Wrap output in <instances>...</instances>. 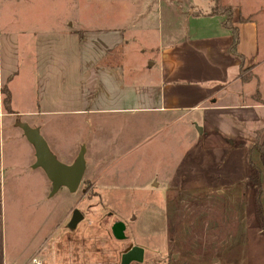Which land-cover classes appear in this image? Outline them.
I'll return each mask as SVG.
<instances>
[{"label": "crops", "instance_id": "1", "mask_svg": "<svg viewBox=\"0 0 264 264\" xmlns=\"http://www.w3.org/2000/svg\"><path fill=\"white\" fill-rule=\"evenodd\" d=\"M224 1L233 8L239 32L236 53L230 51L231 32L222 16L210 13L209 0H148L141 9L132 0H85L83 6L70 0L78 9L55 17L50 9L65 0H0V264H25L36 254L45 264H120L122 250L115 261L110 228L117 220L126 228L128 223L102 199L115 190L108 187V166L84 140L48 141L40 121L80 116L86 123L95 115L117 118L131 132L138 126L148 132L131 145L132 161L142 153L170 157L174 141L176 164L182 166L187 151L198 155V148L191 150L197 129L206 143L213 140L227 154L242 149L244 175L235 182L244 184L241 197L221 183L214 196L221 201L233 191L231 200L247 207L206 217L205 261L264 264V228L256 215L264 166L252 147L255 137L264 138V4ZM4 87L10 111L2 101ZM25 123L40 131L65 164L85 148V170L75 191L61 186L51 193L44 170L33 166L35 148L20 128ZM178 125L185 126L180 134ZM121 149L127 157L129 150ZM250 163L260 169V187L249 180ZM142 166L146 163L137 169ZM151 183L159 189L158 180ZM91 189L98 195L92 210H105L108 218L95 220L78 206ZM58 192L75 196L64 210L50 207ZM76 208L83 219L72 228ZM133 245L143 248L144 257L143 243Z\"/></svg>", "mask_w": 264, "mask_h": 264}, {"label": "rangeland", "instance_id": "2", "mask_svg": "<svg viewBox=\"0 0 264 264\" xmlns=\"http://www.w3.org/2000/svg\"><path fill=\"white\" fill-rule=\"evenodd\" d=\"M67 1L70 3L69 6ZM81 1L83 6L85 0ZM132 1L137 8L141 9L148 0ZM252 1L254 3V0ZM255 1H263L264 4V0ZM65 2L67 3L64 4ZM65 2L53 5L50 13H53L55 17L62 13H73V8L78 7V4L74 6L70 0H65ZM135 33L137 34V31ZM133 35L136 38L139 36L134 33ZM149 35L153 37L154 33L150 32ZM100 119L95 115L89 116L88 123L83 122L80 116L58 117L54 121L41 118L40 121L43 125L42 131L48 141L54 139L63 142L84 140L85 144L92 145L94 155L103 159L104 165L108 166L107 181L110 182L108 187L115 190L114 193L107 194L102 199H107L128 223L127 228L125 224V239L117 240L113 236L115 261L125 243L133 244L137 241L142 242L146 250L140 264H212L205 261L203 226L206 217H215L220 212L226 213L228 210H242L247 207V204L243 206V201L231 200L233 191L238 190L236 193L239 194L241 187L244 186L243 183L235 184L244 175L242 149L240 151L235 149L227 154L226 151L217 148L213 140L209 139L210 142L206 143L208 142L205 140L206 135H201L197 129V134L194 133V142H197V145L193 143L191 150L198 148V155L191 156V152L187 151L185 157L182 156V166L180 162L176 164L178 158L173 152L177 147V142L174 141L170 143V150H172L170 157V153L169 155L166 153L164 156L163 154L154 156L153 159L150 158L151 153H142L132 161L130 160L131 145L137 137L140 139L148 132L140 126L136 131L132 128L131 132L125 126L126 124H122L117 118L113 119L111 116H101ZM196 125L197 128L202 127L201 123L196 122ZM184 127L180 126L179 134L182 130L184 131ZM186 141L189 144L191 142L189 137ZM203 147L207 149L204 148L205 151L200 152V148ZM121 148L129 150L127 157L121 156ZM135 152L133 149L134 154ZM143 162L146 166L137 169ZM89 180V178L85 180L87 183L84 187L87 188L90 185ZM152 180L159 181V189L150 187ZM220 183L224 184L222 188L228 190L233 188V191L227 193L221 201L214 196ZM197 184L198 186L193 188ZM180 185L183 186L182 189L172 190ZM171 191L175 192L171 193ZM201 191L211 192L210 197H202ZM97 196V193L91 189L78 206L85 209V212L88 210L90 212L88 214L95 220L108 218L105 210L102 212L92 210ZM238 196L241 197L240 194ZM74 198L75 196L71 194L65 195L58 192L53 197L50 207L60 210L61 206L64 210ZM260 200L263 204L264 193Z\"/></svg>", "mask_w": 264, "mask_h": 264}, {"label": "water", "instance_id": "3", "mask_svg": "<svg viewBox=\"0 0 264 264\" xmlns=\"http://www.w3.org/2000/svg\"><path fill=\"white\" fill-rule=\"evenodd\" d=\"M27 140L35 148L34 167L42 168L51 181V193L57 192V189L64 186L68 191H75L83 178L85 170L84 151L81 147L72 164H65L58 160L51 152L46 140L36 128L28 124H20ZM200 130V129H199ZM83 219V214L79 209H74L69 219V226L74 228ZM111 235L117 240L125 239V223L122 220L113 222L110 228ZM144 250L139 245L130 244L122 250L120 264H130L132 262H142Z\"/></svg>", "mask_w": 264, "mask_h": 264}, {"label": "trees", "instance_id": "4", "mask_svg": "<svg viewBox=\"0 0 264 264\" xmlns=\"http://www.w3.org/2000/svg\"><path fill=\"white\" fill-rule=\"evenodd\" d=\"M212 2V6L210 9L211 14H217L222 16L223 25L231 32L232 42L230 45V51L236 53V46L239 39V32L237 27L233 24V8L224 0H209ZM250 17L240 16V20L247 21L250 20ZM3 94V103L6 110L10 111V101H9V90L4 87L2 88ZM255 150H257L258 154H260L261 162L264 166V138L260 140L258 137H255V142L252 146ZM249 168L251 170L249 180L252 184L260 187V169L255 166L253 163L249 164ZM256 215L259 217L262 227L264 228V206L260 204V201L257 202L256 205Z\"/></svg>", "mask_w": 264, "mask_h": 264}, {"label": "built area", "instance_id": "5", "mask_svg": "<svg viewBox=\"0 0 264 264\" xmlns=\"http://www.w3.org/2000/svg\"><path fill=\"white\" fill-rule=\"evenodd\" d=\"M25 264H45L40 254L33 255Z\"/></svg>", "mask_w": 264, "mask_h": 264}]
</instances>
